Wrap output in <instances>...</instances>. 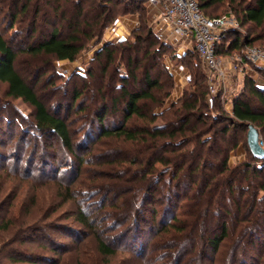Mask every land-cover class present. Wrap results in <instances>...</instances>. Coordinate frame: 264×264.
<instances>
[{
  "label": "rangeland",
  "instance_id": "374dc122",
  "mask_svg": "<svg viewBox=\"0 0 264 264\" xmlns=\"http://www.w3.org/2000/svg\"><path fill=\"white\" fill-rule=\"evenodd\" d=\"M252 1L243 0V3ZM10 3L18 9L21 0L16 4L12 0H0V31L18 53L16 68L50 110L66 119L73 135V149L68 150L57 137L37 131L33 125V108L21 98L7 96L6 84L0 82V264H175V261L176 264H229L233 255L244 259L241 252H245L249 231L243 229L245 224L234 214L220 216L219 212L209 209L207 193L193 197L196 200L194 211H191L189 205L186 206L189 199L178 192L176 204L170 208L167 183L162 180L158 185L152 184L153 201L145 207H135L134 200L141 201L144 189L154 183L153 179L141 181L142 171L135 170L130 162L137 156L144 167L145 148L138 150L135 141L122 137L98 139L96 110L102 104L107 106L105 126L110 128L122 123L123 105L121 102L115 104L114 100L121 95L122 89L143 87L145 72L158 80L161 89L154 90L155 100L141 102L143 117L132 116L125 122L131 130L162 125V116L153 121H149V116L159 114L171 102L178 101L182 92L190 87V80L182 81L176 69L166 68L167 60L171 59L172 69L182 65L190 75L189 67L172 57L174 47H168L171 45L168 40L156 34L152 10L140 4L142 9L120 12L111 22L100 25L91 38L80 35L83 47L74 60L68 61L24 52L27 45L44 38L51 26L38 21L36 32H27L24 26L29 24L30 10L23 16L20 14V22L12 21L8 12ZM229 13L236 15L233 7L223 4L215 6L210 16ZM53 21L58 20L53 18ZM142 23L150 31L134 49L120 50L110 62L103 53L96 55L104 44L114 46L121 41H135ZM60 28L63 37L73 30L67 21L62 22ZM236 30L241 38L261 34L253 43L264 45V24L259 27L252 23L239 24ZM235 52L238 51L229 54ZM132 56L138 62L134 73L139 80L131 78L133 69L127 65ZM192 59L198 71L206 75L199 61L195 57ZM253 70L255 72L250 74L236 71L226 78V85L217 86L215 95L226 112L231 109L229 98L247 92L245 77L264 88V69L253 65ZM203 82L207 85V78ZM250 99L253 105L259 104L255 98ZM258 130L264 142V132ZM249 160L261 164L263 159L252 161L242 142L229 151V165ZM155 166L162 169L161 164L155 163ZM125 169L129 170L125 173ZM169 174L166 173L164 179L171 180ZM195 184L189 195L194 193ZM165 208L168 209L165 220L159 222ZM81 213L88 215L94 227L78 220ZM172 214L177 215L174 223L179 228L184 222L190 227L194 219L196 224L181 231L161 228L160 224L171 221ZM113 219L118 220V224ZM225 219L228 236L214 252L207 238L213 231H220L218 222ZM132 225L137 228L142 246L129 242ZM98 234L115 250L113 253L99 250ZM258 243L261 245L259 251L252 247L249 258L245 256L252 264H264V238Z\"/></svg>",
  "mask_w": 264,
  "mask_h": 264
},
{
  "label": "trees",
  "instance_id": "16d2710c",
  "mask_svg": "<svg viewBox=\"0 0 264 264\" xmlns=\"http://www.w3.org/2000/svg\"><path fill=\"white\" fill-rule=\"evenodd\" d=\"M19 1L12 0V3L16 4ZM198 2L201 10L208 16L215 6L226 4L228 7L234 8L240 26L252 23L255 27H259L264 24V0H253L251 3L245 4L243 0H198ZM140 4H143V0H21L18 9L14 5L11 6V3L8 4V12L12 21H19L20 14L23 16L30 10L29 24L24 26L29 33L36 32L38 21H43L51 26L49 33L44 38L27 45L23 49L24 52L34 56L49 55L55 59L72 61L83 47V44L80 43V35L87 39L91 38L100 25L111 22L114 16L120 12L142 9ZM53 18L58 21H53ZM64 21L68 22L69 28H73L67 37L62 36L60 28ZM149 31L142 23L136 32L135 41H121L118 43L119 45L114 46L104 44L96 55L103 53L107 62H110L120 50H129L131 47L134 49L137 43L143 42L142 38L147 37ZM261 36L256 33L253 37L241 38L236 29L229 30L225 38L218 44L216 51L218 54L240 51L246 45H253V41ZM150 44L154 46L153 42ZM168 47L172 48L171 45ZM17 54L10 41L0 31V82L6 84L5 94L12 98H21L33 108V125L37 131L57 137L63 146L72 150L73 135L69 124L65 118L50 110L34 86L16 68ZM172 57L176 60L179 59L181 64L189 67L190 87L182 92L178 101L171 102L159 114L149 116V121H153L157 116H162L164 123L153 127L144 126L141 129L137 127L134 130L125 126V122L132 116H144L141 112V102L155 100L154 90L161 89L158 80L153 79L148 72H145L142 78L143 87H139L138 90L122 89L121 95L114 100L115 104L121 102L123 105L122 123L109 128L103 123L108 110L107 106L102 104L96 110L95 116L98 120L100 134L98 139L109 136L122 137L135 141L138 150L142 151L141 148H145L147 154L144 167L143 161L137 156L133 157L130 162L135 166V170L142 171L141 181L153 179L154 183L147 184L148 186L143 191L145 195L141 201L134 200L135 207L140 205L145 207L151 200L153 201L150 192L152 184L158 185L162 180L167 183V186L164 187L169 198L168 201L172 202L170 208L176 204L175 198L178 192L189 199L186 206L189 205L191 211H194L193 202L196 200L193 197L197 194L207 193L209 209L216 213L219 212L220 216L234 214L242 224H245L243 229L250 233L247 234L245 240V252H241L244 259L240 260L236 255H233L229 264H245L246 262L252 264L253 262L246 259L245 256L249 258L248 253L252 247L259 251L261 245H258V242L264 238V159L261 164L251 163L249 160L229 165L228 155L231 149L242 142L252 161L257 162L258 159L250 153L247 147L246 132L247 123H252L264 132V88L256 85L252 78L245 77L247 92H242L234 97L231 109L226 112L217 95L208 97L210 95L207 85L203 82L206 75L198 71L193 63L192 58L195 57L201 64L195 52L188 49L181 57H176L174 53ZM127 65L133 69L131 78L139 80L137 74L134 73L138 68L135 57L132 56ZM250 97L255 98L259 104L253 105ZM139 153L140 151H138ZM155 163L161 164L162 169H157ZM127 170L129 169H125L123 172L126 173ZM166 173H170L169 177L174 178V181L164 179ZM195 182L197 183L195 184ZM194 184L196 185L194 193L189 195ZM167 210V208L163 210L162 219L159 222L165 220L164 216L166 217ZM153 211L155 210L153 209ZM170 216L171 221L160 224L161 228L172 227L181 231V229L188 230L196 224L194 219L192 220L193 225L190 227H187L184 222V225L179 228L174 223L177 215ZM78 220L83 225L94 227L85 213H81ZM113 220H115V224H118V220ZM218 225L220 231L218 233L213 231V234L207 238L208 245L214 252L220 248L222 241L228 236L227 220L218 222ZM150 227L154 228L156 225ZM132 231L129 242L131 244L137 242L142 246V242L138 239L136 226L132 227ZM127 235L123 237L126 238ZM96 237L100 251L105 254L115 251L99 234Z\"/></svg>",
  "mask_w": 264,
  "mask_h": 264
},
{
  "label": "built area",
  "instance_id": "2783aa9c",
  "mask_svg": "<svg viewBox=\"0 0 264 264\" xmlns=\"http://www.w3.org/2000/svg\"><path fill=\"white\" fill-rule=\"evenodd\" d=\"M143 4L152 10L156 34L168 40L174 47L176 57H181L188 49L195 52L206 69L210 96L217 93V86L221 83L226 85V78L232 73L245 71L250 74L255 72L253 65L264 69V45H246L240 51L226 53L225 56L217 53L218 44L225 38L227 31L239 26L234 14L208 16L201 10L198 0H143ZM170 60H167L170 64L166 62V68L176 69L182 81L189 80L190 76L183 66L172 69ZM232 101L233 97L229 98L231 105ZM259 143L264 146L260 136Z\"/></svg>",
  "mask_w": 264,
  "mask_h": 264
},
{
  "label": "water",
  "instance_id": "95a60500",
  "mask_svg": "<svg viewBox=\"0 0 264 264\" xmlns=\"http://www.w3.org/2000/svg\"><path fill=\"white\" fill-rule=\"evenodd\" d=\"M246 144L255 158L264 159V147L259 143V130L252 123H247Z\"/></svg>",
  "mask_w": 264,
  "mask_h": 264
}]
</instances>
